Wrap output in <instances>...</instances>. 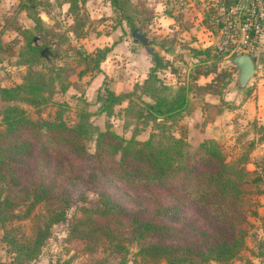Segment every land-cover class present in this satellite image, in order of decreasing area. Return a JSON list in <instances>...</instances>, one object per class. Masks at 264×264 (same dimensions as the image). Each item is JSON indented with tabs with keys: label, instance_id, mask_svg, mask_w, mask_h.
<instances>
[{
	"label": "trees",
	"instance_id": "1",
	"mask_svg": "<svg viewBox=\"0 0 264 264\" xmlns=\"http://www.w3.org/2000/svg\"><path fill=\"white\" fill-rule=\"evenodd\" d=\"M87 1H63L68 4L67 10L73 20L70 30L78 38H83L88 33L86 24L90 16L85 14ZM240 1H213L205 10V25L218 32L224 26L223 21H218L219 11L223 9L228 12ZM262 1L264 7V0ZM47 2L20 0L14 10H25L27 16L34 21L39 34L21 25L15 17L6 16L4 25L22 35L24 41L20 47V60L15 64L28 65L29 69L21 83L13 86L0 84V100L7 103L0 109V223L7 227V222L26 217L32 210L39 208L35 213L36 221L32 234H23L21 238H16L10 235L9 230L5 231L4 239L8 240L12 250L17 252L15 262L37 258L43 244L51 235L52 225L68 220L67 208L71 199L66 181L81 177L70 176L63 169L72 171L74 162L87 157L90 153L89 141H95L93 156L97 162L92 174L86 179L87 182L91 183L107 175L110 180L146 186L153 202L148 215L144 210L127 208L108 192H99L96 199L79 207L78 212L69 218L70 234L84 240L88 251H95L103 241L126 255L129 251L126 241H137V255L141 256L146 264L160 260L166 261L167 264H199L209 260L227 264L236 258L246 244L249 216L258 214L256 208H251L254 205L253 194L264 193V190L258 188L253 190V186L262 180L260 172L247 167L251 148L258 142H264V124L251 122L261 135L257 140L252 139L250 148L232 161L227 159L216 140L206 138L192 150L186 135L187 128H182L183 132L181 131L179 136L172 132V128L183 118L184 113L193 111L197 101H200L208 114H213V108H216L214 114L223 111L224 107L221 105L205 103L203 95L207 92L223 93L232 81L233 74L228 66H221L220 61L232 53L245 52L249 45L258 46L259 33L251 27L248 32V44L242 50L238 48L240 44L230 40L227 45L221 47L212 45L205 49L191 48L193 55L200 59V62L192 66L186 78L175 87L166 84L158 74L160 68L169 65L159 54L154 55V65L144 81L136 82L132 89L117 93L105 87L106 95L100 98V113L114 115L115 106L123 105L127 101V106L123 108L124 114L136 112L137 118L151 121L158 131L141 140L137 138L138 131L135 130L131 137L127 138L108 126L106 130H101L92 123L91 117L96 112L89 108L88 101L81 104L78 120L71 125L62 119L34 120L27 109L18 103L24 101L42 107L51 103L55 93L67 91L72 84L68 74L64 73V67L53 65V68L49 69L50 73L31 68L33 62L45 60L43 51L52 44V41L46 38V34L52 30L47 28L48 25L37 8ZM110 2L116 18H120L118 25L124 21L131 30L136 27L144 28L154 17V6L149 5L146 0H141L139 5L134 3V0ZM127 8H133L136 14L128 13ZM243 10L244 7L239 14L241 22L244 20ZM4 27L0 30V48ZM51 34L59 35L54 32ZM37 36L42 41L41 44L35 41ZM64 38L67 39L65 36ZM111 49L112 46H104L81 54L92 63V69L96 73ZM79 74L83 75V71ZM210 74L213 75L210 81L204 84L198 82L201 76ZM191 94L199 98L191 100ZM58 106L62 107L60 110L63 111L67 105L58 103ZM228 106L233 107L230 104ZM169 122L172 124H168ZM29 147H33L38 153L46 151L47 148H58L67 151L69 158L66 162L54 161L56 164L53 168H56V173L51 177H42L40 172L43 171V166L36 165L37 177L25 181L24 177L18 174L16 163ZM165 195L170 197L167 203L161 201ZM23 204L27 209L26 213L20 216L16 214L15 209L23 207ZM181 204L195 206L198 215L202 216L208 227L203 229L201 225L184 222L186 229L181 231L177 228L174 222L179 217ZM159 215H162L165 221L157 220ZM71 261L69 258L56 264H71ZM120 261L124 264L126 257Z\"/></svg>",
	"mask_w": 264,
	"mask_h": 264
},
{
	"label": "rangeland",
	"instance_id": "2",
	"mask_svg": "<svg viewBox=\"0 0 264 264\" xmlns=\"http://www.w3.org/2000/svg\"><path fill=\"white\" fill-rule=\"evenodd\" d=\"M47 1V4L38 6L37 8L40 11L41 17L48 25L47 28L51 29V32L58 33L59 35L51 34V32L46 34V38L49 39L50 42L52 41V44L50 47H46L43 51V57L45 60H40L37 63L33 62L31 68L37 71L50 73L49 69H52L53 65L64 67V73L68 74L69 80H71L72 84L67 91H58L55 93L51 103L49 102L42 107H36L24 101L18 103L27 109L30 117L34 120L45 118L48 120L59 121L62 119L71 125L78 120V112L79 108L83 105L82 103L88 101L87 103L89 108L96 112V114L91 117V121L101 130H106V127L108 126L118 134L127 138H130L132 133L136 130L138 131L137 138L141 140L147 139L153 132H158L154 123L151 121L149 122L146 119L137 118L136 112H134V114L133 112L124 114L123 108L127 106V101H125L123 105L115 106L116 112L114 115L109 116L98 111L102 105L100 98L106 95L105 87L107 86H100L98 88L95 87V89H90L88 91L91 79L98 72L95 73V70L92 69V63H90L89 60L84 59L81 54L88 52L89 49L93 48L95 43L87 44V42H84L83 40L84 37L78 38L70 30L73 20L67 10L68 4L63 3L64 0ZM140 1L141 0H134V3L139 5ZM146 1L149 5L155 6V0ZM168 6L170 5L168 4ZM127 12L134 15L136 14L133 8H127ZM86 13L90 16L89 22L87 21L86 24V30H89L90 35L94 36L96 32L99 34L103 32L108 33L117 26L121 28V30H118V35H116L117 38L123 39L124 36H127V39L130 42L134 41L130 26L124 21L118 25V20H120V18H116V14L114 13L110 0H88L85 8V14ZM8 16L11 18H17L21 25L29 27L39 34L38 30L35 28L34 21L27 16L25 10H20L18 12L11 11L8 13ZM139 17H141V15H139ZM157 22L158 19L155 18L150 27L145 26L146 30L143 32L147 33L149 39L150 37L152 38L154 43H156L154 50L160 53L163 52V50L161 48V43L159 42L162 40L161 36H164V33L158 31L157 27L159 25ZM8 29L9 30L4 35L5 42L3 44L5 47L1 46L0 50V55L4 57V61H0V84L4 86H13L22 82L23 76L29 68L28 65L15 64L17 60H20L19 52L24 40L22 35L17 33L16 30L13 31L11 28ZM171 34L172 33L170 31V35H167L170 40L173 38V35ZM225 34L226 33L223 34L224 38L227 37ZM64 36L67 37V39L64 38ZM167 36L165 35L164 39H166ZM182 37L187 39L189 38L187 35H183ZM229 38L233 37L230 35ZM35 41L40 44L42 43L38 36ZM136 44L137 51L148 53L141 42L137 41ZM225 45H227V43H225ZM183 46L184 45L178 48V46L174 47L172 45L170 53L163 52L164 55L162 56H168V61L171 62L172 60L171 69H176L177 72L179 71L183 76H185L188 72V66L190 65L192 59L190 57V51L183 48ZM149 56H151V54H149ZM117 58L118 57H114L115 71L113 72V77L120 75L123 77L124 73L128 76V70L131 69V67L127 66L129 61L125 58V56L123 58L119 57L118 60ZM111 63H113V60ZM81 70L83 71V75L79 74ZM133 74L134 73H132V75ZM164 76L166 79L169 78L171 81L173 80L172 74L168 75L166 72ZM56 83L58 82L56 81ZM104 83L105 85H109L110 82L106 79L104 80ZM237 85L238 84H236V86ZM81 98H85V100H80ZM58 103H65L67 106L62 111L60 110L62 107H59ZM6 104V102L0 100V109H3ZM228 105L229 104L227 103L223 106L224 108H230ZM215 111L216 108H213V114ZM60 112H62L61 115ZM210 115L211 114H209V116ZM1 118L2 115L0 114V120ZM194 120L195 119L192 118L191 113H184L183 118L173 125L172 132L176 136H179L183 132L182 128H187L186 135L192 145V150H195L199 143L206 138L216 140L220 143L229 161L234 160L241 153L250 148V141L252 139L257 140V138L261 135L257 132L258 130L254 129L251 122L246 124V121L243 120L241 126H237L236 124L232 127L222 126V129L218 132L214 131L216 133L214 134L215 136H213L212 133L214 132L212 131V137H203L202 132L200 133L198 129L196 130L194 128ZM146 122L148 123L146 124ZM168 124L172 123L169 122ZM189 126L192 127V130H189ZM211 134L209 133V135ZM30 141L34 142L35 140ZM263 144L264 142H258L253 146V148H251L250 162L247 164L249 169H257L262 176L260 183L253 186V190L255 191L257 188L264 190ZM88 147L90 153L86 158H79L77 162H74V169L72 171L65 168L63 169L68 172L70 176L78 175L81 177L70 182L66 181V187L71 199L69 207L67 208L68 220L54 223L51 227V235L43 244L39 256L31 261L25 262H15L17 252H14L8 240L4 239L5 231L6 229L9 230L10 235L15 236L16 238H21V235L23 234H32L34 232L36 221L35 213L39 211V208L32 210L31 213L26 215V217L15 218L7 222V227L2 226L0 223V264H56L58 261H64L69 258L72 259L71 264H121L120 260L124 256L126 257L124 264H146L144 260L141 259V256L137 255L139 248L137 241H126V246L129 248V251L126 255H124V253L114 250L111 245L104 243L103 241L98 244L95 251H88L84 240L70 234L69 218H71L75 212H78L77 209L85 205L87 201L96 199L99 192H108L112 194L114 198L122 202L127 208L136 211L144 210L148 213V215L153 202L150 197V192L146 186L131 185L115 179L110 180L107 175H103L100 179H96V181H92L91 183L87 182L86 179L92 174L97 162L93 156L96 149L95 141H89ZM68 158V152L58 148H47L46 151L38 153L36 149L29 147L17 160L16 168L19 170L18 174L24 177L25 181L32 180L37 177L38 166L36 165H39V167L43 166V171L40 172L42 173V177H51L56 173V168L55 170L53 168V165L56 164L54 161L66 162ZM161 201L167 203L170 201V197L165 195ZM253 203L254 205H252L251 208L254 207L257 211L260 210L261 213L259 215L249 216L250 223L246 225L247 235L245 238V247L236 258L227 264H264V193L259 195L253 194ZM23 205V207L19 206L15 209L16 214L23 216L26 213L27 207L25 204ZM180 207V212L178 213L179 217L174 223H176V227L181 231L187 228L184 222L201 225V228L203 229H206V226L208 227V224L204 222L202 216L200 214L198 215L195 206L192 204H181ZM157 220L165 221V218L162 215H159ZM149 264L167 263L164 260H160L157 263L149 262ZM199 264L223 263L217 260H209Z\"/></svg>",
	"mask_w": 264,
	"mask_h": 264
},
{
	"label": "crops",
	"instance_id": "3",
	"mask_svg": "<svg viewBox=\"0 0 264 264\" xmlns=\"http://www.w3.org/2000/svg\"><path fill=\"white\" fill-rule=\"evenodd\" d=\"M213 1L215 0H155L154 17L148 23L147 27L152 25V22L155 20V18L158 19L157 24L160 27L158 26L157 29L159 32L164 33V36H161L162 40L159 42L161 43L163 52L170 53L172 50V45L174 47L178 46V48L184 45L183 48L190 51V57L192 61L188 66V70L196 63L200 62V59L193 55L191 48L205 49L212 45H217L220 47L223 45L224 37L221 29L216 32L206 26L204 23L205 10L211 5ZM242 1L243 0H241L239 3ZM19 2L20 0H0V30L5 25V18L8 16V13L14 11L17 8ZM168 4L170 6H168ZM8 28L9 27H4L1 33L2 47H5L3 44L5 42L4 35L9 30ZM119 28L120 27H115L108 33L103 32L99 34L96 32L94 36L90 35L88 30L87 35L83 39L84 42H87V44L95 43L93 48L88 50V53L93 52L98 47L112 46V49L108 52L106 58L101 62L100 70L91 79L88 91L100 86H107L117 93L121 91H128L132 89L136 82H143L147 77L150 68L154 65V55L151 54V56H149L150 53L148 51L147 52L149 54L146 52L137 51V41L134 40L133 42H130L127 39V36H124L123 39L117 38L116 35H118V30H121V28ZM141 30L145 31L146 27L142 28ZM170 31L172 33L171 35H173L171 40L167 36L168 34L170 35ZM145 34L147 35V33ZM165 35L167 36L166 39H164ZM183 35H187L189 38H183ZM149 41L154 49L156 43H154L151 37ZM163 52H156L155 56L158 54L162 56L164 55ZM234 54L237 53H232L220 61V65L228 66L233 74V79L229 83L228 87L224 89L222 94L207 92L203 95V100L205 103L211 105L222 104V107H224L222 102H226L233 107H225L221 113L211 114L209 116L208 111L204 109L200 101H197L193 111L191 112L192 118L195 119L194 128L196 130L198 129L200 133L202 132L203 137H212V134L215 136V132L221 130L222 126L232 127L235 124L237 126H241L243 120L246 121V124L253 121L264 124V29L261 33L258 47L252 54V56L256 57L255 75L243 88L240 87L238 83V67L233 64L231 60ZM124 56L130 63H128L127 66L131 67V69L128 70V76L126 73H124L123 77L121 75L113 77V72L115 71L114 57H118V60L119 57L123 58ZM163 58L168 62L169 65L168 67L160 68L158 74L166 84L175 87L181 82V80L186 78V75L183 76L179 71L177 72L176 69H171L172 60L171 62L168 61V56H164ZM1 60L4 61V57L0 55V61ZM112 60L113 63H111ZM166 72L168 75L172 74V81L169 78H165L164 75ZM132 73L134 74L132 75ZM212 77L213 75L211 74L207 76H201L198 79V82L200 84H204L210 81ZM106 79L108 82H110L109 85H105L104 80ZM236 84L238 85L236 86ZM198 98L199 97L194 96L193 94L190 95L191 100H196ZM188 128L189 130H192L191 126ZM212 131L215 132L211 134ZM209 133L211 135H209ZM260 213V210H258V215Z\"/></svg>",
	"mask_w": 264,
	"mask_h": 264
},
{
	"label": "built area",
	"instance_id": "4",
	"mask_svg": "<svg viewBox=\"0 0 264 264\" xmlns=\"http://www.w3.org/2000/svg\"><path fill=\"white\" fill-rule=\"evenodd\" d=\"M242 7H244V20L241 22L239 20V14ZM218 16V21H223L224 23L221 32L227 35L223 40L222 46L230 40L240 44L241 46L238 48L242 50L243 47L248 44V32L251 27H254L259 33V38L264 29V7L262 0H243L228 12H225L223 9L220 10ZM230 35L233 38H229ZM257 47L258 46L249 45V47H246L245 52L253 54Z\"/></svg>",
	"mask_w": 264,
	"mask_h": 264
},
{
	"label": "water",
	"instance_id": "5",
	"mask_svg": "<svg viewBox=\"0 0 264 264\" xmlns=\"http://www.w3.org/2000/svg\"><path fill=\"white\" fill-rule=\"evenodd\" d=\"M132 36L135 41L141 42L146 50L153 55L156 52L153 49L147 35L141 30L140 27H136L132 30ZM232 63L238 67V83L240 87H245L249 80L255 75L256 72V57L247 52L237 53L232 56Z\"/></svg>",
	"mask_w": 264,
	"mask_h": 264
}]
</instances>
